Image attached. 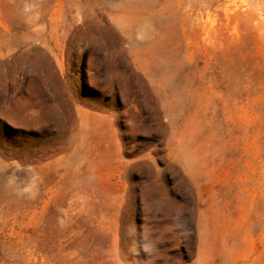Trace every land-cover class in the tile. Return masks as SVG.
Returning <instances> with one entry per match:
<instances>
[{
	"label": "rangeland",
	"instance_id": "1",
	"mask_svg": "<svg viewBox=\"0 0 264 264\" xmlns=\"http://www.w3.org/2000/svg\"><path fill=\"white\" fill-rule=\"evenodd\" d=\"M0 264H264V0H0Z\"/></svg>",
	"mask_w": 264,
	"mask_h": 264
}]
</instances>
